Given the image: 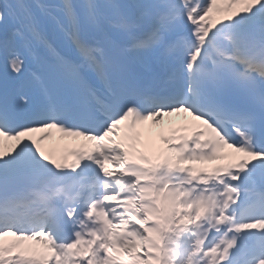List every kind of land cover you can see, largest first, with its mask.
Wrapping results in <instances>:
<instances>
[{"label":"snow or ice","instance_id":"obj_1","mask_svg":"<svg viewBox=\"0 0 264 264\" xmlns=\"http://www.w3.org/2000/svg\"><path fill=\"white\" fill-rule=\"evenodd\" d=\"M0 264H264V0H0Z\"/></svg>","mask_w":264,"mask_h":264},{"label":"bare ground","instance_id":"obj_2","mask_svg":"<svg viewBox=\"0 0 264 264\" xmlns=\"http://www.w3.org/2000/svg\"><path fill=\"white\" fill-rule=\"evenodd\" d=\"M55 135L58 137L59 134H55ZM50 144H51V146L53 148H59V147H63L64 146V143H57L56 140L50 142Z\"/></svg>","mask_w":264,"mask_h":264}]
</instances>
